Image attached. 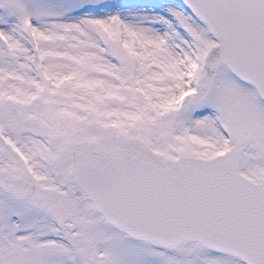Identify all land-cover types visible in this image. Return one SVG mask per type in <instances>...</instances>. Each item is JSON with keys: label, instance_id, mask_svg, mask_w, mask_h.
<instances>
[{"label": "snow or ice", "instance_id": "obj_1", "mask_svg": "<svg viewBox=\"0 0 264 264\" xmlns=\"http://www.w3.org/2000/svg\"><path fill=\"white\" fill-rule=\"evenodd\" d=\"M0 264H264V0H0Z\"/></svg>", "mask_w": 264, "mask_h": 264}]
</instances>
